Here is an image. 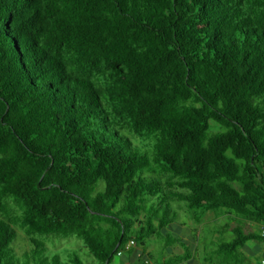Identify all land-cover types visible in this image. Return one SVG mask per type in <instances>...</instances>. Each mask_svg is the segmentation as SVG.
<instances>
[{"label":"trees","instance_id":"1","mask_svg":"<svg viewBox=\"0 0 264 264\" xmlns=\"http://www.w3.org/2000/svg\"><path fill=\"white\" fill-rule=\"evenodd\" d=\"M176 207L264 264V0H0V264L156 263Z\"/></svg>","mask_w":264,"mask_h":264},{"label":"rangeland","instance_id":"2","mask_svg":"<svg viewBox=\"0 0 264 264\" xmlns=\"http://www.w3.org/2000/svg\"><path fill=\"white\" fill-rule=\"evenodd\" d=\"M184 208L185 210H180L179 208H177V210L179 209L178 217L176 221L168 226L167 229L168 235L170 234L174 238L178 239L179 242L175 243L173 247H166V241L164 240L168 235H164L165 238L152 237L148 239V247L150 248L148 250L149 252L155 254V258L157 259L156 263L158 260L161 261L163 256L170 257L173 254L182 253L184 251L181 245L183 241L187 243V247L190 248L194 254L192 260L183 264H208L204 262V259L205 257L209 256L210 253H212L209 251L212 249V245L210 244V242L212 238L211 236H213L212 233L215 230V223H213V221L211 220L212 218L210 217L209 213L204 217L202 223H197V221L191 215V212L186 207ZM253 228L254 226L249 227L248 229L252 230ZM17 232L18 236L13 246L17 250V253L21 254L26 249H28L29 244L25 238V234L20 228H17ZM218 235L219 234L216 233L212 239L215 240V237ZM225 238L227 240L231 239L232 232H229L228 237L225 236ZM46 242L48 245L46 252L47 255L52 256L53 254L57 253L62 257V259L65 260L67 259L69 253L76 252L79 254L85 264H100L97 259L91 254L89 249L84 245L83 240L76 235H71L69 237H57L51 235L48 238L46 237ZM255 245L256 243L250 242V247L245 249V252L248 256H252V254L256 252ZM136 250L137 253H140L141 248L136 247ZM258 257L259 255L253 256L252 261H256V259L258 260ZM129 260L130 256L125 254L122 256H117L112 264H129ZM150 263L156 264L155 259H153V261H151Z\"/></svg>","mask_w":264,"mask_h":264},{"label":"built area","instance_id":"3","mask_svg":"<svg viewBox=\"0 0 264 264\" xmlns=\"http://www.w3.org/2000/svg\"><path fill=\"white\" fill-rule=\"evenodd\" d=\"M263 233H264V227H263ZM134 244H135L134 241L131 240L130 242L127 243L126 249L131 248ZM118 254L121 255L122 254V251H120Z\"/></svg>","mask_w":264,"mask_h":264},{"label":"crops","instance_id":"4","mask_svg":"<svg viewBox=\"0 0 264 264\" xmlns=\"http://www.w3.org/2000/svg\"><path fill=\"white\" fill-rule=\"evenodd\" d=\"M150 249V248H149Z\"/></svg>","mask_w":264,"mask_h":264}]
</instances>
